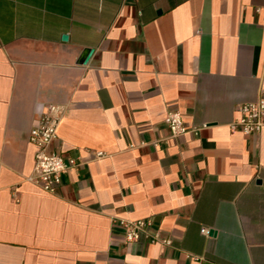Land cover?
<instances>
[{
  "label": "crops",
  "instance_id": "obj_1",
  "mask_svg": "<svg viewBox=\"0 0 264 264\" xmlns=\"http://www.w3.org/2000/svg\"><path fill=\"white\" fill-rule=\"evenodd\" d=\"M262 95L264 0H0V264H264V126L230 127ZM49 104L83 162L55 193L31 180ZM137 218L172 243L126 241Z\"/></svg>",
  "mask_w": 264,
  "mask_h": 264
},
{
  "label": "built area",
  "instance_id": "obj_2",
  "mask_svg": "<svg viewBox=\"0 0 264 264\" xmlns=\"http://www.w3.org/2000/svg\"><path fill=\"white\" fill-rule=\"evenodd\" d=\"M239 117L230 123L232 129L240 128L244 133L255 134L264 126V96L256 101L244 102L239 106ZM61 109L56 104H49L38 122L32 127L29 140L35 146L33 176L31 180L45 191L55 193L62 184V178L72 169L83 162L80 159L65 158L59 151L52 149V143L57 136V126L60 120ZM172 136L187 133H197L196 128L185 124L178 110H170L165 118ZM98 156L102 152L96 153ZM124 231V238L128 242L147 238L151 242L160 241L166 245L172 243L171 238L162 237L159 230L151 231L153 221L149 218L121 219L119 221ZM208 233V228H202Z\"/></svg>",
  "mask_w": 264,
  "mask_h": 264
},
{
  "label": "water",
  "instance_id": "obj_3",
  "mask_svg": "<svg viewBox=\"0 0 264 264\" xmlns=\"http://www.w3.org/2000/svg\"><path fill=\"white\" fill-rule=\"evenodd\" d=\"M66 38H67V35L64 34V35H63V39H66ZM91 53H92V49L89 50V51H85V54L87 55L86 58H87ZM85 54H83V57H81L80 62H83L84 59H86L85 56H84ZM213 232H214V229H210V230H209V233H210V234H212Z\"/></svg>",
  "mask_w": 264,
  "mask_h": 264
}]
</instances>
